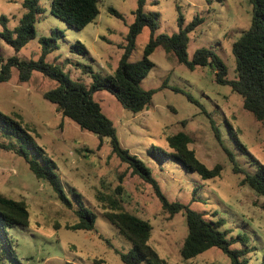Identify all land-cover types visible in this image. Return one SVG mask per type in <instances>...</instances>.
Here are the masks:
<instances>
[{
	"label": "rangeland",
	"instance_id": "rangeland-1",
	"mask_svg": "<svg viewBox=\"0 0 264 264\" xmlns=\"http://www.w3.org/2000/svg\"><path fill=\"white\" fill-rule=\"evenodd\" d=\"M39 1L46 11L36 24V39L18 53L21 59L38 60L42 49L40 39L49 37L53 28H59L65 32V38L59 43L60 49L47 61L59 65L73 80L86 87L92 84L91 76L83 71L86 66L103 76L115 73L125 52L126 36L134 23L133 12L138 0H100V15L82 30L70 28L54 17L50 13L52 0ZM23 2L0 0V18L7 17L10 30L19 25L25 12ZM110 7L123 18L111 14ZM252 10L250 0H147L145 6L146 12L156 15L157 35L178 33L180 16L184 19L183 28L200 20L188 35L189 60L194 59L198 50L211 49L226 64L230 79L236 77L232 46L249 29ZM3 29L0 22V33ZM150 36L148 28L138 36L130 53L131 62L142 59ZM77 42L90 54L71 53V46ZM15 54L0 37V57L6 61ZM150 59L155 66L141 86L157 92L148 109L132 113L108 91L95 93V101L113 122L122 146L146 163L170 201L187 204L213 221L224 220L221 229L229 231L228 238L247 234L250 245L256 248L249 257V264H261L264 197L241 186L242 176L234 173L228 152L241 168L254 173L255 160L264 165V124L243 108L240 95L216 82L210 65L191 70L161 47ZM2 66L0 60V71ZM55 86V81L37 71L28 82H21L16 68L12 69L8 81L0 82V112L32 130L37 144L54 161L56 173L72 202L71 209L66 207L47 183L36 178L24 158L0 147V194L24 202L30 214L28 227L8 231L16 254L4 255L0 245V264H94L95 261L124 264L119 253H128L131 243L104 217L109 199L120 201L124 210L150 221L153 231L149 243L166 264H231L217 248L191 261L181 258L180 250L188 234L185 214L170 218L153 188L133 175L127 164L113 154L108 140L102 143L95 134L81 130L75 122L64 118L57 107L44 98ZM179 133L191 139L189 148L208 168L218 165L223 168L219 177L203 181L176 161L165 156L162 159L161 152L157 153L158 161L149 154L152 149L171 152L168 139ZM12 142L0 132V143L11 145ZM119 186L121 191L117 190ZM194 195L198 201L193 202ZM76 199L97 215L96 230L69 229L78 222ZM232 248L242 246L238 243Z\"/></svg>",
	"mask_w": 264,
	"mask_h": 264
},
{
	"label": "trees",
	"instance_id": "trees-1",
	"mask_svg": "<svg viewBox=\"0 0 264 264\" xmlns=\"http://www.w3.org/2000/svg\"><path fill=\"white\" fill-rule=\"evenodd\" d=\"M146 1H137V8L133 12L135 20L129 28L125 52L115 73L103 76L86 66L83 71L92 78V84L86 87L79 81L73 80L62 67L47 61L52 53L60 49L59 43L65 38V32L59 28H53L49 37L40 39L42 49L38 60H26L18 56L28 43L36 39V24L46 11L41 7L39 0H24L25 12L17 27L10 30L7 27V17L0 18L4 28L0 37L16 52L6 61L0 57L3 64L0 82L10 79L13 68L18 69L21 82H28L36 71L55 81V88L46 92L44 98L54 104L64 118L75 122L81 130L95 134L102 143L108 140L113 154L122 163L127 164L133 175L138 176L153 188L164 213L169 214L170 218L180 213L185 214L188 234L180 250V256L184 261L194 260L208 250L217 248L230 259L231 264H249V257L256 251V248L250 245V237L247 234H239L228 238L229 231L221 229L224 220L213 221L205 214L192 210L187 204L170 201L146 163L122 146L113 122L103 113L100 104L94 99V94L99 91H108L125 109L135 114L148 109L157 90H145L141 83L155 66L150 59L151 55L161 47L166 52L173 53L180 64L186 65L191 70L210 65L215 72L216 82L229 86L233 93L240 95L243 99V108L264 124V0H250L253 8L251 25L232 46L236 64L235 79L229 78L226 64L211 49H200L195 53L194 59L189 60L188 35L200 24V20L183 28L184 19L180 16L178 33L157 35L156 15L145 11ZM108 11L119 19L123 18L114 8L110 7ZM50 13L70 28L82 30L100 15V0H52ZM145 28L151 31L150 40L143 50L142 59L131 62L130 53L136 39ZM70 52L86 56L90 54L80 42L72 45ZM172 90L182 92L177 88ZM188 99L196 103L193 97L188 96ZM31 131L20 121L0 112V132L13 141L11 145L0 143V147L24 158L36 178L47 183L57 194L58 199L71 209L72 202L56 173L54 161L46 156ZM217 138L221 141L218 132ZM168 143L171 152L152 149L149 154L158 161L157 153L161 152L162 159L165 156L166 159L176 161L185 171L198 174L203 181L213 180L221 175L223 170L221 166L210 169L197 158L196 153L189 148L191 139L186 134L179 133L171 136ZM238 146L247 152L240 142ZM228 155L233 162L234 173L242 176L241 186H247L257 195L264 197V165L255 160L256 171L250 173L236 163L231 152H228ZM117 190L121 191L122 187L119 186ZM76 201L79 204V208L75 211L78 222L69 229L87 232L96 230L97 215L84 208L80 200L76 199ZM194 201H198L196 195L193 197ZM104 217L131 243L128 253L117 252L124 264H166V261L149 243L153 231L150 221L129 213L124 210L120 201L113 199H109ZM29 218V210L24 202L0 194V245L4 255L7 252L12 253V257L16 254L10 245L8 231L14 227H28ZM238 243L242 248L233 249L232 246ZM98 263L100 261L94 262V264ZM65 264L78 263L66 262ZM261 264H264V258Z\"/></svg>",
	"mask_w": 264,
	"mask_h": 264
}]
</instances>
